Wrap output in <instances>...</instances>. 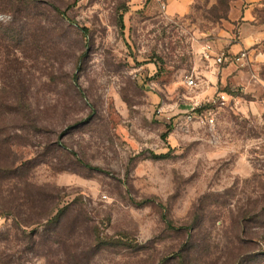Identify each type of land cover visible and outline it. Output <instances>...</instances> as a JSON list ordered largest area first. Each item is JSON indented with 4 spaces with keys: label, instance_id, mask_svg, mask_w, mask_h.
I'll list each match as a JSON object with an SVG mask.
<instances>
[{
    "label": "rangeland",
    "instance_id": "374dc122",
    "mask_svg": "<svg viewBox=\"0 0 264 264\" xmlns=\"http://www.w3.org/2000/svg\"><path fill=\"white\" fill-rule=\"evenodd\" d=\"M231 1L0 0V264H264V62L205 76Z\"/></svg>",
    "mask_w": 264,
    "mask_h": 264
},
{
    "label": "crops",
    "instance_id": "0c3cea01",
    "mask_svg": "<svg viewBox=\"0 0 264 264\" xmlns=\"http://www.w3.org/2000/svg\"><path fill=\"white\" fill-rule=\"evenodd\" d=\"M160 12L159 4L154 0H151ZM196 0H170L168 3L167 13H186L189 12ZM213 4L217 0H211ZM264 10V0H233L230 3L228 20L225 21L229 27L234 26L236 23L240 26V42L235 44L229 38H223L216 40L213 45L214 54L220 56L221 54L227 55L229 58L238 56L242 52L248 53V60L252 59L257 62H264V19L262 18V12ZM161 13V12H160ZM211 66L218 68H224L222 75H216L215 71L211 67H207L205 76L212 83V88L218 86L228 85L229 81L236 82L237 80L229 79L233 73V68L237 67V64L227 60L224 65H217L215 60H209ZM238 83V82H236ZM217 86V87H216Z\"/></svg>",
    "mask_w": 264,
    "mask_h": 264
},
{
    "label": "built area",
    "instance_id": "2783aa9c",
    "mask_svg": "<svg viewBox=\"0 0 264 264\" xmlns=\"http://www.w3.org/2000/svg\"><path fill=\"white\" fill-rule=\"evenodd\" d=\"M155 2H157L159 4V8H160V12L162 14H166L167 10H168V3L170 0H154ZM205 58L209 61V60H215V63L219 66L224 65L225 62L227 60L237 64V65H241L243 63H245L248 60V53L247 52H242L241 54H239L238 56H235L233 58H229L227 55L225 54H221L220 56H216L214 54V50H213V46L209 45L206 48V52H205ZM188 85L190 87H196L197 84V80L194 77H191L188 80ZM229 96L226 94H221L218 98L219 102H222L223 104H225L228 100ZM214 104H216L215 101H213ZM192 119V117H190V120ZM206 123L208 125H213L215 123V119L212 116H209L206 118Z\"/></svg>",
    "mask_w": 264,
    "mask_h": 264
},
{
    "label": "trees",
    "instance_id": "16d2710c",
    "mask_svg": "<svg viewBox=\"0 0 264 264\" xmlns=\"http://www.w3.org/2000/svg\"><path fill=\"white\" fill-rule=\"evenodd\" d=\"M32 1H34V0H32ZM31 5H34V3H31ZM17 6H18V4H17ZM55 12H57V13H59V14H61V15H63L64 17H66V14L65 13H63V12H61L59 9H57V8H55ZM164 156H162V157H158V159H162ZM157 158V157H156ZM11 173V170H5V169H3L2 167L0 168V181H2L3 182V179H8V176L9 175H11L10 174ZM3 178V179H2ZM10 179V178H9ZM67 211H68V209L67 208H65V209H63V210H60V211H58V213L55 215V216H53L54 215V213L53 212H51V213H49V214H47L46 216H41V217H39V220H36L33 224L31 223V224H26V225H24V226H32V225H38L39 226V228H38V230L35 232V234H34V239H41L44 235H45V233L47 232V231H49L51 228H53L52 229V231H55V230H57L58 229V227L60 226V224L62 223V219H63V217L65 216V214L67 213ZM6 213H12V210H8ZM5 215V214H4ZM23 226V225H22ZM22 229H24V227H22ZM25 230V229H24ZM34 244H35V246L36 247H38L39 246V244H38V242H36V240H35V242H33ZM36 248L35 247H33V250H35ZM10 262L9 261H6V262H4L3 264H9Z\"/></svg>",
    "mask_w": 264,
    "mask_h": 264
}]
</instances>
